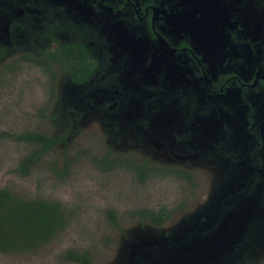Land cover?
Masks as SVG:
<instances>
[{
	"label": "rangeland",
	"instance_id": "rangeland-1",
	"mask_svg": "<svg viewBox=\"0 0 264 264\" xmlns=\"http://www.w3.org/2000/svg\"><path fill=\"white\" fill-rule=\"evenodd\" d=\"M68 22L60 28L66 36L73 35ZM21 28L0 32V188L22 198L59 201L72 218L34 251L0 252V264H85L71 260L70 251L88 253L90 264H262L264 215L251 220L249 211L230 210L227 195L237 194L240 176H227L228 165L223 174L221 163L208 157V144L198 137L189 146H181L180 138L168 144L173 135L161 116L152 125L137 104L117 107L124 99L115 97L126 92L107 83L102 64L85 85L41 70L37 48L51 37ZM37 130L64 133L65 140L22 177L15 169L31 148L10 136ZM105 157L174 163L191 179L155 174L141 182L125 166L102 170L94 159ZM66 160L72 162L67 178L51 172L54 161L61 168ZM161 209L170 215L161 227L142 216Z\"/></svg>",
	"mask_w": 264,
	"mask_h": 264
},
{
	"label": "flooded vegetation",
	"instance_id": "flooded-vegetation-1",
	"mask_svg": "<svg viewBox=\"0 0 264 264\" xmlns=\"http://www.w3.org/2000/svg\"><path fill=\"white\" fill-rule=\"evenodd\" d=\"M0 18V32L19 25L51 37L35 47L43 71L85 85L104 65L107 83L126 92L117 107L137 104L152 125L161 116L168 144L203 140L223 174L228 165L227 176H240L230 210L263 217L264 0H0ZM64 20L73 35L60 31ZM57 50L81 66L80 80L48 55ZM157 167L191 179L174 163Z\"/></svg>",
	"mask_w": 264,
	"mask_h": 264
},
{
	"label": "trees",
	"instance_id": "trees-1",
	"mask_svg": "<svg viewBox=\"0 0 264 264\" xmlns=\"http://www.w3.org/2000/svg\"><path fill=\"white\" fill-rule=\"evenodd\" d=\"M48 55L55 62H62L65 68L69 67L73 79L80 80L83 72L81 66H77L71 58H67L66 52H49ZM67 56V57H66ZM0 53V62L2 60ZM65 134L57 135L49 132L27 131L21 134H12L10 139L17 142H24L30 146L28 154L19 162L16 172L22 177L30 176L45 160L51 155L55 148L65 140ZM95 161L101 166L102 170H113L117 167H128L133 170L136 177L144 182L152 175H167L172 173L169 169H161L157 165H149L148 160L139 164L135 159L118 158L108 160L105 158H95ZM123 160L122 162H119ZM72 162L66 160L63 167L58 168L54 161L50 169L58 177L67 178ZM182 177L189 179L191 176L187 173H180ZM156 227L163 226L169 219L166 209L158 212L148 211L142 214ZM72 213L59 201H53L47 198H22L13 194L8 188H0V252L16 253L24 251H34L44 244L50 243L70 224ZM110 218L117 223L116 216L110 213ZM71 260L78 263L90 264L89 254L86 252L68 253ZM264 264V257L261 261Z\"/></svg>",
	"mask_w": 264,
	"mask_h": 264
},
{
	"label": "water",
	"instance_id": "water-1",
	"mask_svg": "<svg viewBox=\"0 0 264 264\" xmlns=\"http://www.w3.org/2000/svg\"><path fill=\"white\" fill-rule=\"evenodd\" d=\"M241 214V213H240ZM240 216V215H239Z\"/></svg>",
	"mask_w": 264,
	"mask_h": 264
}]
</instances>
